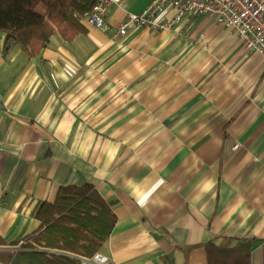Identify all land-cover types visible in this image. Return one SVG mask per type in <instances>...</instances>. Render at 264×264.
I'll use <instances>...</instances> for the list:
<instances>
[{"label": "crops", "instance_id": "obj_1", "mask_svg": "<svg viewBox=\"0 0 264 264\" xmlns=\"http://www.w3.org/2000/svg\"><path fill=\"white\" fill-rule=\"evenodd\" d=\"M152 1L115 0L109 23ZM263 78L204 15L124 37L85 27L35 58L0 35V264L60 187L86 184L117 217L109 264H207L222 236L254 240L264 264Z\"/></svg>", "mask_w": 264, "mask_h": 264}, {"label": "trees", "instance_id": "obj_2", "mask_svg": "<svg viewBox=\"0 0 264 264\" xmlns=\"http://www.w3.org/2000/svg\"><path fill=\"white\" fill-rule=\"evenodd\" d=\"M95 0H0L5 44L37 57L54 36L74 41L85 32L81 19ZM40 228L25 237L11 264H79L91 260L110 239L117 217L90 184L63 186L38 211ZM254 240L222 236L204 245L207 264H252ZM19 246V245H18Z\"/></svg>", "mask_w": 264, "mask_h": 264}, {"label": "built area", "instance_id": "obj_3", "mask_svg": "<svg viewBox=\"0 0 264 264\" xmlns=\"http://www.w3.org/2000/svg\"><path fill=\"white\" fill-rule=\"evenodd\" d=\"M95 1L93 9L81 19L86 27L124 37L142 28L172 30L188 16L204 15L233 31L249 53L264 59V0H153L141 13L129 14L118 27L109 23L115 0ZM170 10L175 11L172 19L168 18ZM89 264H109V259L98 253Z\"/></svg>", "mask_w": 264, "mask_h": 264}, {"label": "rangeland", "instance_id": "obj_4", "mask_svg": "<svg viewBox=\"0 0 264 264\" xmlns=\"http://www.w3.org/2000/svg\"><path fill=\"white\" fill-rule=\"evenodd\" d=\"M86 27V26H85Z\"/></svg>", "mask_w": 264, "mask_h": 264}]
</instances>
